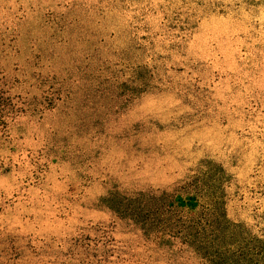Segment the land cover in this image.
<instances>
[{
  "label": "rangeland",
  "instance_id": "374dc122",
  "mask_svg": "<svg viewBox=\"0 0 264 264\" xmlns=\"http://www.w3.org/2000/svg\"><path fill=\"white\" fill-rule=\"evenodd\" d=\"M209 163L264 248V0H0V264H207L128 198Z\"/></svg>",
  "mask_w": 264,
  "mask_h": 264
},
{
  "label": "trees",
  "instance_id": "16d2710c",
  "mask_svg": "<svg viewBox=\"0 0 264 264\" xmlns=\"http://www.w3.org/2000/svg\"><path fill=\"white\" fill-rule=\"evenodd\" d=\"M208 164L171 190H142L128 198L131 217L144 234L160 243L190 248L207 264H253L264 248L252 247L245 238L231 239L242 225L228 219L225 186L228 180H211ZM209 166L211 168H209ZM259 241V240H258ZM230 253L235 260H228Z\"/></svg>",
  "mask_w": 264,
  "mask_h": 264
}]
</instances>
